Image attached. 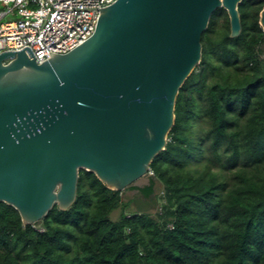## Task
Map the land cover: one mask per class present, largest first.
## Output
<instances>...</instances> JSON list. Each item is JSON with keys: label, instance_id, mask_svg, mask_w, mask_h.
<instances>
[{"label": "trees", "instance_id": "1", "mask_svg": "<svg viewBox=\"0 0 264 264\" xmlns=\"http://www.w3.org/2000/svg\"><path fill=\"white\" fill-rule=\"evenodd\" d=\"M263 5L238 3L236 37L224 8L211 14L149 183L125 190L146 200L159 188L154 214L79 169L75 201L42 230L0 202V264H264Z\"/></svg>", "mask_w": 264, "mask_h": 264}, {"label": "water", "instance_id": "2", "mask_svg": "<svg viewBox=\"0 0 264 264\" xmlns=\"http://www.w3.org/2000/svg\"><path fill=\"white\" fill-rule=\"evenodd\" d=\"M240 1L115 0L66 53L0 52V202L34 224L73 204L79 169L114 190L148 184L211 14L224 8L236 37Z\"/></svg>", "mask_w": 264, "mask_h": 264}, {"label": "built area", "instance_id": "3", "mask_svg": "<svg viewBox=\"0 0 264 264\" xmlns=\"http://www.w3.org/2000/svg\"><path fill=\"white\" fill-rule=\"evenodd\" d=\"M113 2L0 0V52L28 46L37 63L50 57L48 51L66 53L92 35L98 8ZM149 173L152 175L153 171Z\"/></svg>", "mask_w": 264, "mask_h": 264}, {"label": "rangeland", "instance_id": "4", "mask_svg": "<svg viewBox=\"0 0 264 264\" xmlns=\"http://www.w3.org/2000/svg\"><path fill=\"white\" fill-rule=\"evenodd\" d=\"M122 197H123L124 201L128 200L130 202L129 207H131V209H136V208L147 209L152 214H154V212L159 209V202L162 200L161 199V192H160L159 188H157L154 191V193L146 200L142 199L140 193H138L137 190L124 191ZM111 216H112V218H116L118 216L117 210L114 211V213L111 212ZM39 223L37 222V224L35 226L39 229H42L38 225Z\"/></svg>", "mask_w": 264, "mask_h": 264}]
</instances>
